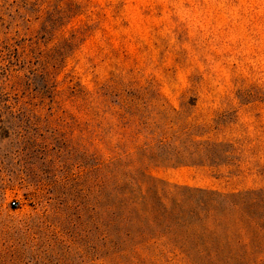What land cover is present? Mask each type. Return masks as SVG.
Listing matches in <instances>:
<instances>
[{"label":"rangeland","instance_id":"374dc122","mask_svg":"<svg viewBox=\"0 0 264 264\" xmlns=\"http://www.w3.org/2000/svg\"><path fill=\"white\" fill-rule=\"evenodd\" d=\"M111 160L141 192L264 190V0H0V264H186L117 229Z\"/></svg>","mask_w":264,"mask_h":264},{"label":"trees","instance_id":"16d2710c","mask_svg":"<svg viewBox=\"0 0 264 264\" xmlns=\"http://www.w3.org/2000/svg\"><path fill=\"white\" fill-rule=\"evenodd\" d=\"M62 16L49 17V24ZM80 32L77 29L65 36L56 51L73 45ZM138 151L148 162H169L173 156L157 148ZM117 160L109 162L112 220L117 226L126 225V236L142 235L134 243L164 236V243L176 249L186 264H264V190L221 192L203 188L192 194H170L148 187L141 192L140 184L135 187L116 177Z\"/></svg>","mask_w":264,"mask_h":264},{"label":"built area","instance_id":"2783aa9c","mask_svg":"<svg viewBox=\"0 0 264 264\" xmlns=\"http://www.w3.org/2000/svg\"><path fill=\"white\" fill-rule=\"evenodd\" d=\"M12 203H13V204H15V203H16V201H15V200H12Z\"/></svg>","mask_w":264,"mask_h":264}]
</instances>
